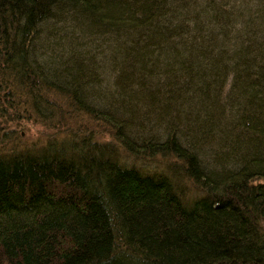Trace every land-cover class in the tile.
I'll return each mask as SVG.
<instances>
[{
    "label": "trees",
    "instance_id": "obj_1",
    "mask_svg": "<svg viewBox=\"0 0 264 264\" xmlns=\"http://www.w3.org/2000/svg\"><path fill=\"white\" fill-rule=\"evenodd\" d=\"M0 130V264H264V0H0Z\"/></svg>",
    "mask_w": 264,
    "mask_h": 264
},
{
    "label": "rangeland",
    "instance_id": "obj_2",
    "mask_svg": "<svg viewBox=\"0 0 264 264\" xmlns=\"http://www.w3.org/2000/svg\"><path fill=\"white\" fill-rule=\"evenodd\" d=\"M252 6V5H249ZM88 31V30H87ZM63 31H60L58 33V42H60V46L58 47L59 52H61V54L63 53V47L64 44L67 45L66 41L67 39L63 36L65 33H63ZM103 32L100 33H85L82 37H76L78 39V44L76 43L75 46H77L79 48V50L84 51L85 54H97V61H93L96 64L95 65H89L86 64L85 68H89L92 70L93 72V76L90 75L91 78H87V81H89L90 83V89L91 91L94 90V94H97V100H96V105L97 108H105L104 106V102L103 101V96L102 93L104 92V94H108V93H113V91L111 90L113 88V85H111L112 82V78H111V70L106 63V61L103 59L104 55H109V48L110 46V41H108L107 39H102L99 38ZM66 36V35H65ZM98 50V51H96ZM65 54V53H63ZM103 55V56H102ZM89 89V88H88ZM89 89V90H90ZM106 105H108V101L105 103ZM154 119V132L157 133H165V129L163 128V126H161L160 122L155 118V116H150L149 118L146 119V123H150L149 120L150 119ZM2 129H6L5 131L9 130V126L8 125H3ZM16 132H22L21 135L22 137L20 138L19 141H17V145L18 146H30L32 144L34 145H39L40 143L44 142V140L47 138V133L43 127V125L41 123L38 122H34L31 121L29 124H25L22 127H14V129ZM3 131L0 130V135L2 134ZM102 137V136H100ZM18 140V139H17ZM101 140H109V138L103 137ZM12 142H14V140H12ZM221 151V149L219 150ZM222 153V151L220 152V154ZM126 160V159H124ZM167 162L166 160H161L159 159L158 161H156L155 163H151L150 160L147 161H139V162H132L129 160H126V165L128 167H134V168H138L143 170L146 173L149 174H156V175H166V172H168V166L166 165ZM145 165V167H144ZM166 165V166H165ZM184 191H187L186 188H184Z\"/></svg>",
    "mask_w": 264,
    "mask_h": 264
},
{
    "label": "bare ground",
    "instance_id": "obj_3",
    "mask_svg": "<svg viewBox=\"0 0 264 264\" xmlns=\"http://www.w3.org/2000/svg\"><path fill=\"white\" fill-rule=\"evenodd\" d=\"M166 70V69H165ZM179 133V132H178ZM202 154V153H201Z\"/></svg>",
    "mask_w": 264,
    "mask_h": 264
}]
</instances>
